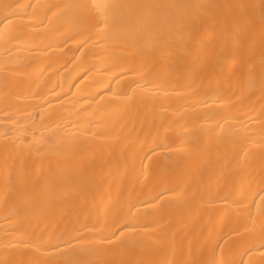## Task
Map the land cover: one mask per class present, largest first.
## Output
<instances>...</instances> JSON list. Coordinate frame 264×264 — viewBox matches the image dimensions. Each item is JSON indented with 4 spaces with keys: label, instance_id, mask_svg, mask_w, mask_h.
<instances>
[{
    "label": "bare ground",
    "instance_id": "obj_1",
    "mask_svg": "<svg viewBox=\"0 0 264 264\" xmlns=\"http://www.w3.org/2000/svg\"><path fill=\"white\" fill-rule=\"evenodd\" d=\"M0 264H264V0H0Z\"/></svg>",
    "mask_w": 264,
    "mask_h": 264
}]
</instances>
